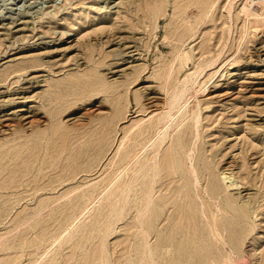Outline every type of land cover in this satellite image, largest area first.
Returning <instances> with one entry per match:
<instances>
[{"label":"rangeland","instance_id":"obj_1","mask_svg":"<svg viewBox=\"0 0 264 264\" xmlns=\"http://www.w3.org/2000/svg\"><path fill=\"white\" fill-rule=\"evenodd\" d=\"M255 24L242 0H0V264H151L134 207L146 178L134 169L183 89L160 148L168 177L155 186L151 244L168 239L185 192L199 230L180 254L154 247V264H264V20Z\"/></svg>","mask_w":264,"mask_h":264},{"label":"bare ground","instance_id":"obj_2","mask_svg":"<svg viewBox=\"0 0 264 264\" xmlns=\"http://www.w3.org/2000/svg\"><path fill=\"white\" fill-rule=\"evenodd\" d=\"M242 6L247 11V13L250 14L251 16H253V18L255 20H257V22H258V25L255 24V25H252V27H256L257 28L258 26H260V23L264 20V3H261L257 9L253 10L252 9V0H242ZM124 46H126V48L130 47L129 44H124ZM130 54H131L130 55L131 57L134 56L132 53H130ZM213 63H215V62H213ZM118 71H121V69L117 70L115 72L117 73ZM228 75H229V73H228ZM246 81H248V80H246ZM37 82H39V80H37ZM230 91L225 90V91L220 92L219 94L218 93H216V94H218V96H224V95L228 94ZM184 93H185V89L178 90L177 92L173 93L170 96V99H169V101L166 104V108L164 109V111L162 113H160L158 115V117L156 119L155 127L153 129V135H157V137H156L157 140L153 141V144L151 146L152 147L151 150L147 154H145V157H147L149 155V153L152 154L151 158L149 159V163H147V160H145L146 163L142 164L138 160L137 161V167L134 169L133 179L137 183L141 180V178H146V181L144 182L145 185H146V189H145V192H144L143 200H140V201L138 200L137 201L138 203L136 202L134 207L136 208V210H135L136 211L135 212L136 221H137L136 226H137L140 234L143 237L142 253L146 255V258L149 259L151 264H154V258H153V249H154V247H158L161 250L162 249H165V250L168 249L172 253L180 254L182 249H183V247H184L183 241L185 239L194 240V238H196L195 235L197 234V232L199 230L198 224H197L198 223L197 222L198 218H197V215H196V213H197V204L194 202V200H190L189 199L190 198V193H188V192L184 193L183 192L184 193L183 197H186L184 202H182L180 204H177V205L175 204V206H173L174 211H176V213H175V225H176L175 228H172L171 229V233H170L169 227L165 224L164 228L168 227V233L166 234L168 236V239L165 240L162 243L157 241L155 243V245L151 244V236H153V234H155V233H158L157 229H154V228L157 227V225H159L161 223V221L156 216H154L156 218H153V222L150 221L151 218H152V212L151 211L157 205V202H156V200H155V198L153 196L154 192H155V186H156V184L158 182H160V181H162V180H164L165 178L168 177V174H167L168 171H165V173H162L165 170L166 163L162 162V159H161L162 155L160 156V148L165 143V140H166V138L168 137V134H169V130L173 126L172 125V123H173L172 121H173V118H174L175 114H177L178 109L181 107V100H182V97H183ZM236 96H238V95L236 94ZM153 103H154L153 104V109L155 111H159L163 107V105H161L159 103H156V102H153ZM164 107H165V105H164ZM176 125L179 126L180 122H177ZM150 141H151L150 135L144 134L142 137L137 139L135 146H137V147L140 146L143 149L144 147H146L149 144ZM194 148H195V146H194ZM165 153H166V151L164 152V157L166 155ZM158 155H159V157H158ZM135 156H136V154H135ZM135 156H134V158H135ZM171 167L174 168L172 170H173L174 173H176V167H175V165L173 163H172ZM230 167H232V166H230ZM192 174H193L194 182L195 183H199L201 179H199L200 176H199V173H198L197 169L195 168L194 164L192 165ZM230 176L226 175L224 178H229L230 179L231 178ZM232 185H236V183L234 182V183H232ZM202 190H204V189H202ZM207 192L208 191L206 190V193ZM203 195H206V194H203ZM208 195L210 197L218 196L219 195V191H217V190L213 191V189H211V193H208ZM198 208H199V210H201L200 213L202 214V216L205 217L208 220L209 219V216L207 214L208 211L206 210V205H205V203L203 201L200 202V205L198 206ZM120 209H121V207H120ZM164 209H165V206L163 207L161 212ZM224 241H225V243L227 242L226 239ZM153 243H154V240H153ZM229 251L233 252V250H231L230 248H229ZM128 252H131V251L128 250ZM231 254H234V253H231ZM171 262H179V259L178 260L176 258L172 259Z\"/></svg>","mask_w":264,"mask_h":264},{"label":"built area","instance_id":"obj_3","mask_svg":"<svg viewBox=\"0 0 264 264\" xmlns=\"http://www.w3.org/2000/svg\"><path fill=\"white\" fill-rule=\"evenodd\" d=\"M261 3H264V0H252L253 6L258 7Z\"/></svg>","mask_w":264,"mask_h":264}]
</instances>
